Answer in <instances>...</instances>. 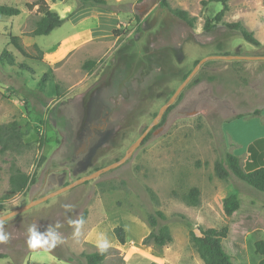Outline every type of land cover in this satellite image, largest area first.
Listing matches in <instances>:
<instances>
[{
    "label": "rangeland",
    "instance_id": "rangeland-1",
    "mask_svg": "<svg viewBox=\"0 0 264 264\" xmlns=\"http://www.w3.org/2000/svg\"><path fill=\"white\" fill-rule=\"evenodd\" d=\"M37 1L0 0V6L21 10L0 14V125L17 122L29 145L22 154L0 153V217L120 160L196 61L264 57V0H227L219 23L222 3L167 0L194 18L193 27L160 0H107L108 9L80 11L76 0L49 1L64 22L48 36L33 37L40 16L26 5ZM237 23L260 45L229 26ZM12 37L19 38L21 51ZM88 61L96 63L91 71L84 69ZM214 61L126 163L2 222L9 240L0 243V264H73L70 257L101 251V234L111 248L102 264H204L190 233L210 228L227 229L222 245L234 264H258L263 257L254 245L264 241V230L248 211L227 217L223 201L235 194L264 206V193L233 175L220 179L215 165L228 169L227 154L242 167L252 160L264 165V141L258 142L264 140V60ZM12 164L32 181L6 198ZM193 188L200 191L197 207L183 201ZM156 212L164 214L172 234L163 247L144 243L153 230L148 218ZM80 218L74 236L69 221ZM33 225L38 234L53 227L63 243L31 250ZM117 227L125 244L115 236Z\"/></svg>",
    "mask_w": 264,
    "mask_h": 264
},
{
    "label": "trees",
    "instance_id": "trees-1",
    "mask_svg": "<svg viewBox=\"0 0 264 264\" xmlns=\"http://www.w3.org/2000/svg\"><path fill=\"white\" fill-rule=\"evenodd\" d=\"M49 1L61 2L64 0H39L32 4H27L26 8L28 11H33L35 8L37 13L39 14V19L35 23V27L31 32V36H48L55 29H58L62 26L64 20L54 11L51 10L49 6ZM77 8L76 11H80L86 8H102L108 9L107 0H76ZM218 2L223 4V10H221L217 16L215 17L216 22H221L222 18L227 11V0H207L203 1L204 5L208 3ZM161 7L168 8L170 13H172L175 17L185 22L188 26H194V18L190 17L186 11L180 9H172L169 6L167 0H160ZM21 10L15 7L9 6H0V14L5 16H15L19 15ZM235 30H239L241 32L242 37L250 44L259 46L260 43L254 37V35L247 31L240 24L229 25ZM214 26L210 21L206 22L205 30L210 31ZM18 37H12V44H14L18 50L21 51V46L18 44ZM199 61L195 62V66ZM215 61H209L205 63L198 74L192 79L189 83V86L196 85L200 83L203 78L201 76L202 69L204 66L214 63ZM239 62V61H235ZM96 65L94 61H88L84 65L85 70L91 71L92 68ZM187 75L184 76V80L187 78ZM182 97V93L179 96L178 100L172 105L169 110L164 115L160 125L163 124L167 115L177 106L180 99ZM157 115V114H156ZM152 132L148 134L145 138L144 143H146L151 137ZM24 133L21 130V126L15 122L11 126L0 125V153H15L22 154L25 149L29 147L28 144L23 142ZM264 140H259L261 142ZM41 145H44V141L41 142ZM225 163L228 169L220 163L217 162L215 165V173L217 177L220 179H226L230 175H233L235 178L245 182L249 186L254 189L264 193V165L259 164L257 161H249L242 167L239 161V158L233 154H227ZM11 175L9 178L10 184V194L6 196V198L13 197L19 193L24 192L32 180L30 177L19 169L16 164H12L10 167ZM183 201L186 205L190 207H197L200 204V191L197 188L191 189L188 194L183 196ZM223 211L227 217H231L238 211H248L253 214L257 218V222L259 226L264 230V206L259 204L258 202L251 200L242 195L232 194L229 197L225 198L223 201ZM166 220V217L161 212H156L153 215H150L148 218L150 226L153 228L152 232L144 239V243L153 244L156 246H166L172 242V234L170 227L167 224H163L162 222ZM115 236L117 240L121 244L126 243V238L124 234V230L121 227H117L114 230ZM228 231L226 228L221 230L219 229H206L201 230L200 235L195 234L193 231L190 233V243L193 248L196 250L200 259L204 264H234L232 257L224 250L222 241L227 237ZM255 253L257 255L262 256L263 258L259 261L258 264H264V241L260 240L255 243ZM111 248L105 251H99L92 254H81L79 257H70L68 262L73 264H102L106 257L108 256V252Z\"/></svg>",
    "mask_w": 264,
    "mask_h": 264
},
{
    "label": "water",
    "instance_id": "water-1",
    "mask_svg": "<svg viewBox=\"0 0 264 264\" xmlns=\"http://www.w3.org/2000/svg\"><path fill=\"white\" fill-rule=\"evenodd\" d=\"M214 60H228V61H241V60H264V57H245V56H232V55H222V56H210L207 57L205 59H202L198 62V64L194 67V69L192 70V72L187 76V78L184 80V82L181 84V86L175 91V93L170 97V99L160 108L159 112L157 113L156 117L154 118L153 122L146 128V130L143 132V134L138 138V140L133 143L130 148L126 151L125 155L118 160L117 162L102 168L98 171H96L95 173L80 178L79 180L75 181L74 183L56 191L53 192L47 196H44L43 198H40L38 200L32 201L30 204L19 208L18 210H15L5 216L0 217V223L6 221L7 219H10L14 216H17L21 213H24L26 211H28L29 209L40 205L44 202H46L47 200L60 195L72 188H74L77 185L83 184L85 182L94 180L96 178H98L99 176H101L102 174L115 169L121 165H123L124 163H126L135 153V151L143 144L145 138L148 136V134L150 132H152V130L157 127L160 122L162 121L164 115L166 114V112L169 110V108L175 104V102L178 100L179 96L181 95L182 91L184 90V88L192 81V79L198 74V72L200 71V69L202 68V66L209 62V61H214ZM159 131V129H155L153 131V135H155L157 132ZM47 247L45 248H37V249H31V250H36V251H42V250H46Z\"/></svg>",
    "mask_w": 264,
    "mask_h": 264
},
{
    "label": "clouds",
    "instance_id": "clouds-1",
    "mask_svg": "<svg viewBox=\"0 0 264 264\" xmlns=\"http://www.w3.org/2000/svg\"><path fill=\"white\" fill-rule=\"evenodd\" d=\"M65 208H70L71 206L65 205ZM83 218H80L76 221H69L70 224L75 226V231L73 233L74 236H79L80 227L83 224ZM60 225L57 224L56 228H59ZM29 237L27 240L28 247L30 249H37V248H55L57 244L63 243V239L60 234L51 226L46 229L45 234H38L36 231V226L33 225L28 229ZM9 240V235L4 232L3 225L0 223V243H6ZM98 248L103 252L107 250L110 246L109 241L103 234H101L100 238L97 242Z\"/></svg>",
    "mask_w": 264,
    "mask_h": 264
},
{
    "label": "flooded vegetation",
    "instance_id": "flooded-vegetation-1",
    "mask_svg": "<svg viewBox=\"0 0 264 264\" xmlns=\"http://www.w3.org/2000/svg\"><path fill=\"white\" fill-rule=\"evenodd\" d=\"M158 127H159V126L155 127V128L152 130V133H153V131H154L155 129H158ZM96 128H98V126H97ZM101 128L103 129V126H99V129H101Z\"/></svg>",
    "mask_w": 264,
    "mask_h": 264
}]
</instances>
